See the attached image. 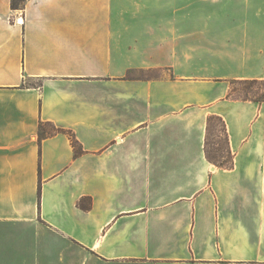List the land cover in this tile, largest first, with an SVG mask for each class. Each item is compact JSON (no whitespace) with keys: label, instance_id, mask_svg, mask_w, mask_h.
Instances as JSON below:
<instances>
[{"label":"crops","instance_id":"obj_1","mask_svg":"<svg viewBox=\"0 0 264 264\" xmlns=\"http://www.w3.org/2000/svg\"><path fill=\"white\" fill-rule=\"evenodd\" d=\"M245 79L264 0H0V264H264V102L227 97Z\"/></svg>","mask_w":264,"mask_h":264},{"label":"trees","instance_id":"obj_2","mask_svg":"<svg viewBox=\"0 0 264 264\" xmlns=\"http://www.w3.org/2000/svg\"><path fill=\"white\" fill-rule=\"evenodd\" d=\"M25 2L26 0H11V7L12 9H22L25 6ZM131 74L132 72H129L127 78H135L131 76ZM236 81L248 84V86L242 90L244 92L243 100H253L260 103L264 102V79H245ZM215 122L221 123L222 127L220 131L224 136V140L222 142L218 141L217 146L212 147L210 143V136L214 131H216ZM56 133H66L72 141L76 155L82 153L81 144L71 130L59 128L50 122H41L39 128V136L41 139ZM222 151L226 153V160H220L215 155L217 153H221ZM205 153L207 159L219 167L226 169H231L234 167L235 154L232 151L227 125L222 116L211 114L208 117L205 139ZM80 205H83V201L80 202Z\"/></svg>","mask_w":264,"mask_h":264},{"label":"rangeland","instance_id":"obj_3","mask_svg":"<svg viewBox=\"0 0 264 264\" xmlns=\"http://www.w3.org/2000/svg\"><path fill=\"white\" fill-rule=\"evenodd\" d=\"M170 74L169 70L166 69H153V70H143V71H134L131 76L135 78H147V79H156L161 76H167ZM248 86L247 83L232 81L229 84V91L227 97L234 100H243L244 92L242 91L244 88ZM216 131L213 132L210 136L211 146H217V142H222L224 140V136L222 135L220 129L222 127L220 122H215ZM216 157L220 160H226V153L222 151L221 153L215 154ZM216 165V164H215Z\"/></svg>","mask_w":264,"mask_h":264},{"label":"built area","instance_id":"obj_4","mask_svg":"<svg viewBox=\"0 0 264 264\" xmlns=\"http://www.w3.org/2000/svg\"><path fill=\"white\" fill-rule=\"evenodd\" d=\"M20 20H22V18H18V20H17V21H18V22H22V21H20Z\"/></svg>","mask_w":264,"mask_h":264},{"label":"bare ground","instance_id":"obj_5","mask_svg":"<svg viewBox=\"0 0 264 264\" xmlns=\"http://www.w3.org/2000/svg\"><path fill=\"white\" fill-rule=\"evenodd\" d=\"M20 21H22V20H20Z\"/></svg>","mask_w":264,"mask_h":264}]
</instances>
